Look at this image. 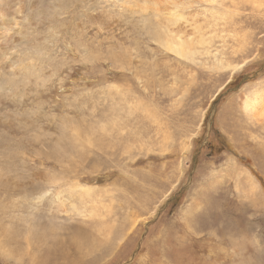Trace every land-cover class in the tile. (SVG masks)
Segmentation results:
<instances>
[{"label":"rangeland","instance_id":"obj_1","mask_svg":"<svg viewBox=\"0 0 264 264\" xmlns=\"http://www.w3.org/2000/svg\"><path fill=\"white\" fill-rule=\"evenodd\" d=\"M123 1L0 0V264H264V0Z\"/></svg>","mask_w":264,"mask_h":264},{"label":"bare ground","instance_id":"obj_2","mask_svg":"<svg viewBox=\"0 0 264 264\" xmlns=\"http://www.w3.org/2000/svg\"><path fill=\"white\" fill-rule=\"evenodd\" d=\"M129 1H132L130 3H133V4L135 3L136 5H138L142 11H150V12L155 13V14H161V12L166 13L165 11H167V12H169L170 15H172L170 6H174V8L178 7V6H183L184 2H185V0H129ZM123 2H125V1H123ZM126 2H127V0H126ZM185 42H183L181 40H173V39L169 40V39H167L164 43V49L168 52L176 54L180 58H186L190 54V50L186 49L185 45H187V44ZM192 45H193V43H192ZM257 94L256 95L253 94L251 96V98L247 97L245 99L246 101L243 104L244 105L243 110L247 114H249L251 117L257 118L259 123L262 124L261 120L264 117V104H263V101L262 102L259 101L260 99L257 98ZM255 123H257V122H255Z\"/></svg>","mask_w":264,"mask_h":264}]
</instances>
